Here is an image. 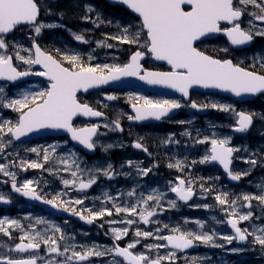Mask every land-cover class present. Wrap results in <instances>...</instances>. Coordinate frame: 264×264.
Wrapping results in <instances>:
<instances>
[{"label": "snow or ice", "instance_id": "1", "mask_svg": "<svg viewBox=\"0 0 264 264\" xmlns=\"http://www.w3.org/2000/svg\"><path fill=\"white\" fill-rule=\"evenodd\" d=\"M113 2L123 4L132 13L136 14L139 20L138 28L132 30L133 26L123 27L121 32L116 36H106V39L117 40L122 44H130L136 46L129 60L126 63H104L92 64L91 61L95 57L89 53L85 59L79 53H64L56 49L55 54L42 50L35 39H33L32 48H22L16 46L15 60L25 65H39L42 71L30 72L20 71L14 64V57L8 54L9 43L6 37L17 30L20 26H29L39 36L44 29H55L66 27L61 24L64 13L55 11L47 5H42L40 0H0V81L15 82L21 77L28 75H36L45 77L48 85L38 92L26 91L19 98H7L3 95L4 87L0 86V106L10 108L18 113V119L13 122L5 120L0 122V153L11 145L12 141L20 140L22 137L28 136L30 133L42 130H63L70 134L71 140L78 142L85 149L95 151L97 141L95 138L102 135L99 129L107 128L110 131H123L120 121L117 118L111 124H91L86 126L74 125V119L78 116L83 117H103L104 113L82 102L79 99V93L88 92L90 89L99 88L110 82L119 81L123 77H136L140 81L148 85H160L168 89L179 92L183 97L188 98L190 89L201 87L204 89H218L224 92L234 94L236 97L245 95L264 94V71L252 70L255 64L250 68L242 67L238 63H234L231 59L217 58L199 47V43L203 42L213 34L222 33L233 46H243L251 43L255 37H264V27H259L249 20L250 27L245 29L241 26V18L247 11V6L252 5L258 9V12L248 13L253 20L261 22L264 25V0H113ZM42 7L46 10V14L56 15L59 20L51 23H44L40 20ZM86 14L82 17L85 21H90L95 9L91 5H85ZM97 20H100L97 15ZM99 27L100 24L92 21ZM103 23V21H100ZM228 25V26H223ZM70 31V30H69ZM74 39L81 43H89L83 34L70 32ZM31 38V37H30ZM98 47H114L105 41H97ZM21 51L27 52L28 55H21ZM220 51L227 52L228 48H222ZM146 56L151 57L155 61L165 62L170 70L153 71L146 69L141 63ZM261 69H264V57L258 58ZM105 99L113 101L118 99L116 95H106ZM127 99L131 103L134 115H128V119L134 121H145L155 119L157 121L169 117L175 109L183 107L179 101L170 99H150L142 95L129 94ZM107 107V105H104ZM193 109L212 108L225 113H232L235 117V124L231 126L234 132H245L253 123V115L244 111H236L231 105L218 103L197 104L195 101L190 102ZM179 123H186L180 121ZM181 135L191 137L190 132L181 133ZM5 137L8 139L5 140ZM142 139V138H141ZM230 137H218L213 135L201 136L197 130V138L195 144L207 145L205 154L199 161H192V164L213 163L217 162L223 166L224 172L233 181H239L241 176L248 175V172L234 173L230 165L233 161L235 152L240 151L238 147H233L230 143ZM172 136L162 141L164 144L172 143ZM136 149L147 152V148L137 140L132 145ZM113 145H107L111 148ZM28 151L35 153L40 160L24 161L19 164L13 161L8 163H0V174L9 178L11 188L15 193L31 200L43 201L45 204L51 205L53 208H62L66 212H71L80 220L88 224H93L98 219L105 216H120L119 220H107L109 225L122 224L121 228H111L113 237L112 247H101L97 244L91 246L82 245L81 251L76 250V245L71 243H63L62 241L73 240L74 237H65V234L59 227L53 225V232L60 233L59 238L46 236L39 231L26 230L17 220L3 218L0 219V233L11 238V229L18 228L23 235L20 243L9 251H17L26 253L35 252L45 246L49 254H55L56 257H63L62 260L49 259L47 264H91V257L112 256L109 264H175L176 252L169 251L166 255H157L154 258L144 252H135L134 249L140 243L139 238H153L156 241H164V243H155L145 245V248L152 249L170 248L172 250L184 251L195 247L197 243L210 245L212 247H223L217 244V233L215 231L209 233L205 231H194L183 228L180 225L170 227L168 224L163 225V229L168 230V234L162 235L163 229L157 227L155 231L142 230L136 227L134 237L124 247H121L119 241L128 236L132 226L143 223L148 225L159 221L152 220L159 209L164 211L162 201L165 199V193L153 189L146 196H136L135 189L127 192L129 198L135 197L134 202L117 203L118 197H113L105 193V202H111L112 207L102 206L95 208H77V205H83L84 197H69L68 200H62L64 193H58L51 199L41 196L36 190V186L32 180H25L18 185L17 173L10 171L11 167H19L23 171L28 169H44L50 174H57L61 169L55 166L46 168L49 163L63 165L62 171L69 174V178H61L64 187L71 188L75 191L83 192L92 187L96 183L98 174H102L108 179H112L116 174L111 164L106 168L84 169L80 167V163L75 154L69 157H61L53 160L55 147L41 149L32 147ZM11 155V153H9ZM149 155H151L149 153ZM71 160V162H69ZM245 163L250 164L253 168L257 166L258 161L255 158L245 159ZM128 166L135 167L137 174L147 176L152 172V168H141L138 163L133 161L127 162ZM169 168H176L184 171L186 165L183 161L177 160L175 164L169 163ZM123 167V165H122ZM157 167V165H153ZM129 175V173H120ZM87 176V179L82 177ZM203 179V178H201ZM211 179V178H209ZM216 179H219L217 177ZM9 181H4L8 183ZM194 181L185 179L182 176L176 178L175 182H169V190L175 194L179 201L188 202L195 195L193 188ZM200 194H211L213 189L200 183ZM97 199H100L97 197ZM214 199L218 205L222 206V210L228 216L227 224L234 230L235 235H222V239L226 244H232L234 240L240 242H251L258 244L264 250V228H245L241 229L238 222L248 221L253 218L252 201H258L260 205H264V187L261 188L260 194H244L242 197L237 196L235 199H229L227 192H218L214 195ZM243 200V207L249 209L246 213H240L237 209L241 206L238 200ZM0 202L10 203L3 194H0ZM149 202H152L149 204ZM167 206L175 208L176 200H169ZM196 207H200L197 205ZM209 208V205H203ZM192 221L185 220V224ZM223 222V221H218ZM37 224L45 223V221L37 220ZM200 229L204 228V222L195 221ZM7 226V227H5ZM103 224L100 225L103 228ZM32 226L29 225V229ZM107 235V233H106ZM251 237V241L248 238ZM27 240V243L24 241ZM3 247V245H0ZM61 248L63 250H61ZM232 251H240V249H232ZM117 258H120L117 260ZM38 260L43 257L30 255L28 257L11 258L10 256L0 255V264H38Z\"/></svg>", "mask_w": 264, "mask_h": 264}, {"label": "rangeland", "instance_id": "2", "mask_svg": "<svg viewBox=\"0 0 264 264\" xmlns=\"http://www.w3.org/2000/svg\"><path fill=\"white\" fill-rule=\"evenodd\" d=\"M259 2V0H258ZM42 5H47L53 8L55 11H62L64 13V17L62 20H59V17L56 15H47L46 10L42 7V18L40 19L44 23H51L53 21L59 20V22L66 27H61V28H55V29H44L42 30L41 34L39 36H36L34 31L31 28H26L24 30H18L14 34L7 36L6 40L9 43V49H8V54H12L15 60V51L16 48L13 47L15 44L16 46L22 47V48H30V46L33 43V39L37 42L38 40L40 43L42 42L43 45L48 48L46 51L52 52L55 54L56 49H59L61 52L72 54L74 53L73 51L77 49L78 46L81 47H86L88 46L87 44L92 43V46H97V41H105L108 43V39H106V36H108V29L111 28V32L109 33V36H116L121 32V29L123 27H126L125 25H122V21H119L115 19H107L108 15L103 14L102 9H98L100 7L99 5H94L91 4L87 1L84 0H71L69 2L60 0L59 2L52 4L47 1H41ZM85 5H91L95 11L93 13H88V15L91 16L90 21H85L82 19V17L86 14L85 10ZM60 7V9L58 8ZM259 10L254 8L252 5L247 6V11L243 15V20L241 21V25L243 28L247 29L250 27L249 25V20L253 21V24L259 26V27H264V25L261 24L259 21L253 20V17L250 16L248 13H254L258 12ZM122 16V12H120ZM97 15H99L100 20H97ZM92 21H96V23H99L100 26L96 27V24L93 23ZM100 21H103V23H100ZM117 21V22H116ZM70 30V31H69ZM70 32L77 33V34H83L85 39L89 41V43H81L78 42L74 39V37L70 34ZM31 37V38H30ZM257 39L256 44L249 50H247V54H241V55H236L235 60L238 64H240L242 67L245 68H250L252 65L255 64V68L252 70L256 71H264V69H261L258 63V58L259 57H264V37H255ZM117 41V40H116ZM112 44L114 45V41H111ZM117 45L120 44L119 41H117ZM109 44V43H108ZM117 45H114L113 50L117 47ZM106 49L107 47H99ZM222 48H227L226 45H224ZM221 48V49H222ZM2 51V50H0ZM90 51H86L82 56H86L85 59H87L88 53ZM223 52V51H222ZM224 54H230L229 50L227 52H223ZM21 55L27 56L28 53L21 51ZM101 60L108 58V56H103L100 57ZM15 63L17 64L18 67L24 69V68H29V65H25L20 61L15 60ZM92 63V62H91ZM96 64V63H92ZM0 86L4 87V93L3 95L7 98H19L20 95L23 92L26 91H31V92H38L40 91V85H29L22 87L18 90H11L7 85L5 84H0ZM213 103H218V104H227L231 105L235 110L239 109V111H244L245 113H251L253 115V119L255 120V125L252 127L250 134L256 135V136H264V96H261L259 99H257L255 102L251 103H241V104H236L230 100L224 99L223 101L215 98H210L209 99ZM261 107V108H260ZM114 113V111H112ZM224 118L223 122L220 123L219 126L217 127H207L204 128L202 127L201 130L202 132H207V129H210V133H208V136L213 135L215 133L216 136L218 137H230L231 138V145L233 147H238L242 150V148L245 146V144H235L236 142V134L232 132L231 126L235 124V117L232 113H225L223 112ZM113 118L116 120L118 117L113 114ZM18 119V113L13 111L10 108H4L0 106V122L9 120L15 122ZM191 129V128H188ZM133 130V129H130ZM193 130H197L195 127ZM112 134L114 135L113 131H111ZM106 133H103L99 139V145L98 149L100 152L103 153L102 159H95L92 161L91 164L89 165H84L83 157L81 155H76L74 153V149L71 146H68L66 141L54 143L50 141H41V142H35V143H28V144H22V143H15L12 141L11 145L8 146L3 153H0V163H8L9 161H13L16 164H19L21 160L24 161H33V160H40V157H38L35 153H32L28 151V149L32 147H36L41 149V152L44 148H50V147H55V153L53 154V160L61 157H69L70 154H75L76 158L78 159L80 163V167L84 169H96V168H106L108 164H111L112 167V158L109 154V149L105 150L107 145H112L108 140L111 139L109 135H105ZM120 138L118 136H115L114 139ZM8 138L5 137V140ZM264 143H258V146L261 147L263 146ZM132 152V151H131ZM189 152V151H186ZM11 153V155H9ZM130 155H127L129 158ZM126 160V159H125ZM241 160H243V157H241ZM134 163L139 164V160L134 159L132 160ZM138 161V162H137ZM71 162V160L69 161ZM55 166L58 169H61L57 174L53 175L50 174L48 171H45L44 169H28L27 171L21 170L19 167H11L10 166V171L16 172L17 173V183L18 185L22 183L25 180H32L34 182V185L37 186L36 190L39 192L42 196L52 198L53 196H56L58 193H64L62 195V200H68L69 197L76 198V197H84L86 196L87 199H85L83 205H77L80 208L88 207V208H95L99 209L102 206L106 207H112L111 202H105V193H107L110 196L113 197H118L117 203H127V202H134L135 197L129 198L126 194L127 192L135 189L136 196L139 197L141 195L146 196L149 194L153 189L159 190L163 193H165V199L162 201L163 205L165 208L167 207L168 201L173 200L170 196L169 192V187H163L166 189V191H163L162 189L158 187H152L151 185L149 187L146 186V188L142 189L144 186L143 181H138L136 182H131L130 185L125 188L127 179L130 180L132 177L128 178V175H122L119 173V175H114V177L110 180H108L107 177H105L102 174H98V179L96 182H98L100 179H102L101 183L98 184H93L95 185L93 190H90L88 193H83L79 191H75L71 188H65L63 183H62V177L63 178H71L68 173L62 171L63 165H60L56 163L53 165V163H49L45 165L46 168L53 167ZM121 167V166H120ZM249 170L248 173L251 175V179L248 182L249 186L254 187V192L249 193V192H244V190L241 188L239 192V196L242 197L244 194H260L261 193V188L264 187V163H258L257 166L254 168L249 165ZM135 168V167H134ZM257 169L258 172L261 174L257 176L252 177V173H254V170ZM121 170V169H120ZM33 171V172H31ZM31 174L29 175V173ZM244 172L243 169L241 170L240 173ZM140 176L137 174H133L132 176L134 177ZM210 176V183L214 184L217 181H221L224 185L226 184L224 178L222 177L224 175L221 174H206ZM204 173H202L199 176V180L201 178L206 177ZM219 175V179H216L217 176ZM244 176V175H243ZM144 178L145 176H140ZM83 179H87V176L82 177ZM0 179L9 181L8 177L3 176L0 174ZM202 180V179H201ZM10 182V181H9ZM162 184V182L160 183ZM145 185H148L145 183ZM220 186L218 187V192H227L229 194V199H232V189L227 186ZM169 186V185H168ZM206 186V185H205ZM197 191V190H196ZM0 194H3L4 196H8L9 192L3 190V188L0 186ZM169 196V197H168ZM207 197V200H204V197ZM99 197L100 199H97ZM241 201H243L241 199ZM89 203L91 204V207H89ZM150 204L152 202H149ZM252 204L257 206V209L259 210L260 208L264 209V205H260L258 201L253 200ZM199 205L200 207H196ZM203 205H209V208H204ZM241 206L237 209L238 212L240 213H245L243 211V203L240 204ZM215 208L219 210V213H215ZM62 209V208H60ZM170 209H175L177 218H181V222H185V220L192 221L191 223H187L188 226L186 227L187 229L194 230V231H205V232H213L215 231L217 233V239L216 243L223 245V247H212L210 245H204L200 244L201 246L208 248V251L201 256L202 261L201 263L195 262L197 264H235V260L239 258L241 260V263H243L244 257V248L239 247L236 249H240V251H232L233 248V243L232 244H226L225 241L222 239H219V236L222 235H232L231 234V229L227 225V219L228 216L225 214V212L222 210V206L218 205L217 202H213L210 198V194H200V191L197 192V198L196 200L189 206L187 207V214L186 216H181V212L178 211L179 207L178 205L175 208H170ZM65 212V216H56L59 217L58 219L54 218H45L44 216H39L38 213L35 211L33 212V209L23 205L21 202L14 200V205L12 206V215H0V219L3 218H8V219H15L17 220L26 230L29 231H39L41 233H44L46 236H50L53 238H59L60 233H54L53 232V225L56 227H59L62 232L65 234V237H74L73 240H66L62 241L61 244L67 242L76 245V250L81 251L82 245H88L91 246L92 244H97L100 245L101 247H112V245L109 243L112 241L113 237L111 235V228H121L124 227L125 225L122 224H115V225H109L106 223L107 220H119L121 219L120 216H117V218H103L102 220L99 219L100 225L103 224L102 230L96 229L94 230V233L86 230H77L75 228V225L73 224L72 221L65 219V218H71L72 215L71 212ZM260 217L259 213L256 215V218ZM154 220L153 218H151ZM41 220L45 221V223H39L37 224L36 221ZM195 221H202L204 222V228L200 229ZM218 221H223L219 222ZM159 224L162 227L164 221L159 218ZM153 223H150L148 225H144L143 223H139L136 225L132 226V230H130L129 234L127 237L122 239L123 241H132L133 239H137L134 237V230L136 227L141 228L142 230H150V231H155L152 227ZM29 225L32 226L31 229H29ZM177 226V224L175 225ZM206 226H209L206 228ZM7 227V226H5ZM257 228H262V226H259ZM264 228V226H263ZM101 233L102 231H104ZM11 231V238L8 236H5L3 233H0V245H3V247H0V255H6L10 256L11 258H20V257H28L30 255H36L38 257H43V260H38V264L44 263L47 264V261L49 259H58L62 260L63 257H56L55 254H49L47 251V248L45 246H41L39 252H32L29 254H23L20 255V252L17 251H9V249L14 248L15 245L20 241L21 236L23 233L21 232L20 229L18 228H13L10 230ZM86 231V232H85ZM107 233V235H106ZM162 232L161 234H163ZM140 243L137 245L135 249H139V252H144L153 258L157 255H164L167 254L168 248H161V249H152L149 251L148 249L145 248V245H150V244H155V243H164V241H156L153 238H139ZM121 240V241H122ZM24 242H27L25 240ZM258 245V244H256ZM259 246V245H258ZM251 248L248 249V251ZM61 250H63L61 248ZM162 250L168 251L167 253H161ZM259 251H260V256L263 259L262 262H256V264H264V250L261 249L259 246ZM138 252V253H139ZM112 256H104V257H91L90 262L91 264H109V261L112 260ZM118 260V259H117Z\"/></svg>", "mask_w": 264, "mask_h": 264}, {"label": "flooded vegetation", "instance_id": "3", "mask_svg": "<svg viewBox=\"0 0 264 264\" xmlns=\"http://www.w3.org/2000/svg\"><path fill=\"white\" fill-rule=\"evenodd\" d=\"M69 2V0H62ZM60 9V7H58ZM116 8V7H114ZM114 8H108L104 9V11H113L117 10ZM121 11V10H120ZM124 11V10H123ZM125 12V11H124ZM107 13V12H106ZM108 14V13H107ZM128 14V13H127ZM109 15V14H108ZM107 19H112L111 16H108ZM115 19L122 21V25H125L126 27L129 25H132L133 28L132 30H135L138 28L139 25V20L128 14L124 16H113V20ZM117 22V21H116ZM223 26H228V25H223ZM242 26V25H241ZM26 29V28H24ZM109 28L108 31V36L109 33L111 32ZM108 43L112 44L111 41H114V45H117L116 40L108 39ZM226 45L228 48L230 54H224L220 49ZM199 47L207 52L209 55H213L217 58H222V59H231L234 63H237L235 60L236 55H241V54H247V50H233L231 49L227 43H226V38L218 33V35L215 38H207L203 40L202 43H199ZM101 51L107 53L104 55H99ZM136 51V46L135 45H130V44H122L120 43L117 45V47L113 50V48H106V49H99L98 54H96L91 62L92 63H99V64H112V63H126L129 60L130 55ZM103 56H108V58L101 60L100 57ZM141 63L144 65L146 69L153 70V71H168L170 70L169 66L162 61H155L149 56H146L145 59L141 61ZM31 67V66H30ZM145 82L142 81L141 85H145ZM33 84H38L40 85V89L43 90L44 88L47 87L48 82L45 81H39V82H30L29 85ZM156 89L159 91H170V89L165 88L160 85H155ZM145 87H141V90H134V89H128V90H123V89H118L116 87H113L112 85H108L105 88L93 91V92H86V93H79V99L92 106L93 108L100 110L104 113L103 117H98L96 119H93L94 117H76L74 119V125L76 126H86V125H91V124H111L113 120V114L116 115L120 121L121 127L123 128V131H113L115 133L114 135L112 132L104 127H101L99 129L100 133H106L105 135H109L111 139L108 141L112 143L113 147H111L108 151L109 154L112 158V164H113V169L114 172L116 173L115 175H119L120 172L122 173H129L128 178L132 177L130 180L127 179L125 188H127L131 182H136L138 181H143L144 186L142 189L149 187L150 185L152 187H158L162 189L163 191H166L165 188H168L169 182H175L176 178L179 176L184 177L185 179H192L194 181L193 183V188L197 192L200 191V183H205L207 187H211L213 189V192L210 194L211 200L215 203L214 195L218 193V187L223 186L224 184L221 181H217L214 184L210 183V176L206 174H221L223 175V172H221L220 166L218 164L214 163H206V164H200V163H195L192 164V161H199L202 156L205 154L207 145H199L195 144V138H197V130H199L200 135H208L210 133V129H207V132H202L201 128H207V127H217L220 125L221 122H223V112L222 111H217L212 108H207V109H193L190 107V102L195 101L197 104H204L208 103L211 104L209 99L210 98H215L223 101L224 99L230 100L228 98H224L223 96L219 94H205L201 93L196 90L190 89V95L188 98L183 97L179 92H176L177 95H171L170 93L166 92H151L146 89H143ZM116 95L118 99L113 100V101H108L105 99L106 95ZM129 94H134V95H142L146 96L150 99H170V100H177L179 101L183 107L179 109L173 110V112L170 114L169 117H165L159 121L155 119H148L145 121H134V120H129L127 117L128 115H134L133 110L131 108V103L127 97ZM234 102V101H232ZM236 104H241L234 102ZM104 105H107L105 107ZM261 108V107H260ZM114 111V113H112ZM236 111H239L237 109ZM180 121H185L186 123H179ZM255 125V120L253 119V124L252 127ZM197 128V130H193L194 128ZM251 127V129H252ZM191 128V129H188ZM133 129V130H130ZM247 134L243 135H237L236 137V142L235 144H245V146L242 148V150L235 152L233 156V161H232V167L231 169L233 170L234 173H240L241 170L247 171L249 170V165L248 163H245V159H251L255 158L258 163H264V145L259 147L258 143H264V136H256L250 134V131ZM190 132L191 137L181 135V133L184 132ZM115 136H118L120 138L114 139ZM169 136H172L173 141H178L164 144L162 141L166 140ZM101 135L96 138L97 141V146L95 151H91L93 155H85L84 153L80 152L79 150H75L76 155H81L83 157L84 165H89L92 163L93 160L95 159H102L103 153L99 151L98 145H99V139ZM142 138V139H141ZM63 141V138L59 137H47L44 139L40 140H33L29 142H23L24 144L28 143H35L38 141H57L60 140ZM66 139V138H64ZM68 140V139H66ZM140 140V142L144 145V147L147 148V152L142 151L141 149H136L132 145L135 141ZM132 151V152H131ZM189 151V152H186ZM149 153L151 155H149ZM127 155H130L129 158ZM241 157H243V160H241ZM126 159V160H125ZM134 159L139 160V165L141 168H152V172H150L147 176L144 178L138 176L134 177L132 176L135 174L137 171L134 167H129L127 162L132 161ZM177 160H181L185 163L186 167L184 171H180L179 169L176 168H169L167 165L169 163L175 164ZM138 162V161H137ZM123 165V167H122ZM153 165H157V167H153ZM121 166V167H120ZM121 169V170H120ZM33 172V171H31ZM29 173V175L31 174ZM202 173L206 175L202 180H199V176ZM252 177L257 174L259 176L261 173L257 171V169L254 170V173H252ZM219 177V175H216ZM225 177L223 176L222 179ZM251 179V175L248 173V175L241 176V179L239 181H233L231 184V189H232V199H235L237 196H239V192L241 188L244 190V192H249L252 193L254 192V187L249 186L248 182ZM110 180V179H108ZM102 179H100L96 184L101 183ZM162 182V184H160ZM147 183L148 185H145ZM95 184V185H96ZM95 185H92L91 188L83 191V193H88L90 190H93ZM0 186L3 188V190L8 191L9 195L5 196L6 199H9L11 202V205H14V200L21 202L23 205L33 209V212L35 211L36 213L39 214V216H44L45 218H59L55 217L52 214H49L46 210L36 207L31 204L25 203L20 197L15 196L11 193L10 191V186L7 184H4L0 180ZM225 187L228 185L225 184ZM37 187V186H36ZM80 192V191H79ZM170 192V190H169ZM42 196V195H41ZM170 196L173 200H176V205H178L179 209L178 211L181 212V216H186L185 214L188 210L187 207H189L197 198V195H195L191 200L188 202H183L179 201L176 197L175 194L170 192ZM44 197V196H43ZM169 197V196H168ZM48 198V197H46ZM50 199V198H48ZM204 200H207V197H204ZM237 203L240 205L241 203H246L244 201L238 200ZM150 204V203H149ZM77 208H80L76 206ZM89 207H91V204L89 203ZM168 207V206H167ZM164 211L160 212L159 209L157 210L158 214L155 217H152L154 220L159 221V218L164 221V224H168L170 227H174L176 224L180 225L183 228H186L188 224H185L184 222H181V218H177L178 215H176L175 209H170V208H165ZM243 211L246 213L249 211L248 208L243 207ZM251 211L253 212V218L248 220V221H243V222H238V226L241 229H249L251 230L254 227H259V226H264V209L260 208L259 210L257 209V206L252 204ZM12 208L9 210L0 208V215H12ZM215 213H219V210L215 208ZM259 213L260 217L256 218V215ZM68 218V217H67ZM70 218V217H69ZM71 218H78L77 216L74 215V217ZM104 218H117L116 215H113L112 217L105 216ZM72 221V220H70ZM73 224L75 225V228L77 230H86L87 232L90 231L93 235L94 230L99 229L102 230L100 227L99 219L96 220L93 224H88L86 225L79 223V220L72 221ZM156 223L152 224L153 229L155 230L158 226ZM228 225V224H227ZM230 227V225H228ZM209 226H206L208 228ZM231 229V227H230ZM85 231V232H86ZM105 232L102 231L101 233ZM164 232L163 234L166 235L168 234L167 229H163ZM231 234L235 235V232L233 229H231ZM251 237L248 238V241H251ZM111 245H113V239L111 242H109ZM119 244L121 247H124L127 244V241H119ZM199 244V243H197ZM200 245V244H199ZM243 247L244 248V260L242 264H256V262H262L263 259L261 258V254L259 251V246L256 244H253L251 242H240L238 240L233 241V248H239ZM251 248L249 251L248 249ZM40 250V249H39ZM39 250L35 252H39ZM139 249H135V252H139ZM168 251H174L168 249ZM168 251L162 250L160 254L167 253ZM208 251V248H205L200 245V247L197 250H191L187 252H182V251H175L176 252V260L175 264H197L195 262L201 263L202 261L201 256L205 254ZM34 252V253H35ZM27 254L32 253V251L26 252ZM26 253H21L20 255L26 254ZM166 255V254H164ZM92 262V260H91ZM241 260L239 258L235 260V264H240ZM165 264H168L166 261Z\"/></svg>", "mask_w": 264, "mask_h": 264}, {"label": "water", "instance_id": "4", "mask_svg": "<svg viewBox=\"0 0 264 264\" xmlns=\"http://www.w3.org/2000/svg\"><path fill=\"white\" fill-rule=\"evenodd\" d=\"M109 4H113V5H121V6H123L124 8H126L127 9V7L125 6V5H123V4H120V3H116V2H113V0H106ZM127 10H129V9H127ZM129 12L130 13H132L130 10H129ZM133 15H135L136 16V14H134V13H132ZM137 17V16H136ZM229 42V41H228ZM253 43V41L251 42V43H249V44H246V45H243V46H233V45H231L230 44V42H229V44L233 47V48H236V49H240V48H243V47H249L251 44ZM193 89H198V90H201V91H205V92H220V93H223L224 95H226V96H229V97H231V98H233V99H244V100H252V99H254L256 96H258L259 94H256V95H254V96H252V95H245V96H241L242 98H240V97H236L234 94H232V93H229V92H224V91H221V90H218V89H204V88H201V87H194ZM46 132L44 133V134H47V133H50L51 131H49V130H45ZM64 134H69V133H67V132H64ZM70 135V134H69ZM41 136H43V132H41L40 134L39 133H37V132H33V133H30L28 136H26V137H22L20 140H18V141H16V142H20V141H27V140H29V139H34V138H37V137H41ZM71 137V136H70ZM74 142V141H73ZM25 198V200L26 201H28V202H32V203H35L36 202V200H31V199H29V198H26V197H24ZM39 204H41V205H43V206H45V208L49 211V212H51V213H53L55 216H63V215H65V212H64V210L63 209H60V208H53L51 205H48V204H45L43 201L40 203V202H38ZM190 249H194L193 247L192 248H189V249H186V250H190Z\"/></svg>", "mask_w": 264, "mask_h": 264}]
</instances>
